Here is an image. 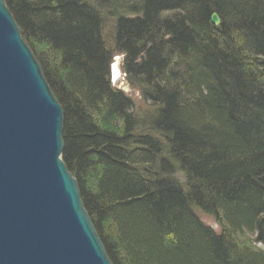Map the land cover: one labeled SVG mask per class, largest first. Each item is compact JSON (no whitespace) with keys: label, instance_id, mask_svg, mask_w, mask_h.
Listing matches in <instances>:
<instances>
[{"label":"trees","instance_id":"1","mask_svg":"<svg viewBox=\"0 0 264 264\" xmlns=\"http://www.w3.org/2000/svg\"><path fill=\"white\" fill-rule=\"evenodd\" d=\"M3 1L110 263L264 264V0ZM103 14L141 115L111 86Z\"/></svg>","mask_w":264,"mask_h":264},{"label":"water","instance_id":"2","mask_svg":"<svg viewBox=\"0 0 264 264\" xmlns=\"http://www.w3.org/2000/svg\"><path fill=\"white\" fill-rule=\"evenodd\" d=\"M62 130V109L0 0V264H111L62 162Z\"/></svg>","mask_w":264,"mask_h":264},{"label":"rangeland","instance_id":"3","mask_svg":"<svg viewBox=\"0 0 264 264\" xmlns=\"http://www.w3.org/2000/svg\"><path fill=\"white\" fill-rule=\"evenodd\" d=\"M103 15H104V19H105L106 23H105L103 30H102V37H103L105 46L108 47L109 51L112 54L111 62L112 63L114 62L117 64V67L119 69V74H120V76L116 82H114V83L111 82V86L116 87V88H121L123 86H127L129 91L125 94L131 99V101L133 103V113L135 115H141V114L147 112L148 110H150L149 105L142 100L140 93L135 89H130V86L126 82V79L124 77L123 70H122V56L113 51L114 48H113V44L111 41L114 22L112 21V19H110V17H108L109 15H106V16H105V14H103ZM110 66H112V65H110ZM194 213L196 214V216L199 218V220L204 225L211 228L215 233H218L220 231L218 224L215 222V220L212 217H210V216H208V215H206V214H204L198 210H194Z\"/></svg>","mask_w":264,"mask_h":264},{"label":"bare ground","instance_id":"4","mask_svg":"<svg viewBox=\"0 0 264 264\" xmlns=\"http://www.w3.org/2000/svg\"><path fill=\"white\" fill-rule=\"evenodd\" d=\"M112 70V78L115 79V78H118L119 76V69L118 67L116 66V64H114L111 68ZM114 82V81H113Z\"/></svg>","mask_w":264,"mask_h":264}]
</instances>
